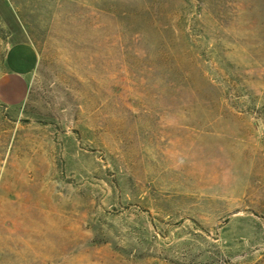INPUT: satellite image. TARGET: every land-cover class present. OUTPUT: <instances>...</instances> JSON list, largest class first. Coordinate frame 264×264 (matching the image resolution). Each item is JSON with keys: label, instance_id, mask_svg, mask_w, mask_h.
Instances as JSON below:
<instances>
[{"label": "rangeland", "instance_id": "1", "mask_svg": "<svg viewBox=\"0 0 264 264\" xmlns=\"http://www.w3.org/2000/svg\"><path fill=\"white\" fill-rule=\"evenodd\" d=\"M18 41L0 264H264V0H0Z\"/></svg>", "mask_w": 264, "mask_h": 264}, {"label": "crops", "instance_id": "2", "mask_svg": "<svg viewBox=\"0 0 264 264\" xmlns=\"http://www.w3.org/2000/svg\"><path fill=\"white\" fill-rule=\"evenodd\" d=\"M37 63V52L30 43L18 41L7 48L0 73L1 104L16 106L25 99L29 79Z\"/></svg>", "mask_w": 264, "mask_h": 264}]
</instances>
